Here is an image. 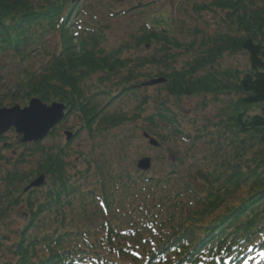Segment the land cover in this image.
Segmentation results:
<instances>
[{
    "label": "trees",
    "instance_id": "trees-1",
    "mask_svg": "<svg viewBox=\"0 0 264 264\" xmlns=\"http://www.w3.org/2000/svg\"><path fill=\"white\" fill-rule=\"evenodd\" d=\"M69 1L0 0V64L14 72L13 84H4L1 91L0 108L26 104L32 97L44 103L59 101L66 105L65 118L73 113L79 118L74 135L84 129L89 136H106L109 130L133 123L134 134H126L127 139L120 140L124 143L135 136L140 123V130L157 138L160 148L167 138L183 137L171 97L234 92L237 99L228 107L227 124L223 120L206 124L202 133L197 130L195 140L205 136L213 145L230 128L234 135H242L237 146L256 148V157L252 165L245 163L244 170L237 153L229 156L224 142L216 141L201 165L195 161L186 170L187 150L168 147L169 169L163 177L114 175L109 190L100 166L93 164L102 181L95 189H83L68 172L65 146L29 143V153L20 154L0 173V228L10 211L23 207L19 226L0 229V264H243L256 255H262L257 264H263L264 5L257 3L261 0H209L196 8L199 13L224 11V19L231 16L237 24L236 32L204 37L203 44L210 46L180 68L175 65L177 50L188 52L193 45L174 33L167 21L160 29L143 25L140 34L132 35L133 45L105 48L107 24L69 23L74 8ZM75 9L78 15L86 13L82 3ZM133 46L150 52L130 58L127 53ZM225 51L243 52L246 69L222 78L201 74ZM114 77L117 81L108 84ZM157 77L166 79L159 86L163 92H157L148 108L150 97L143 84ZM102 97L110 98L102 104L98 102ZM115 98L137 102L131 108L108 109ZM193 147L189 144V149ZM192 150L191 155L197 153ZM30 156L35 165L23 169ZM0 160L10 162L1 152ZM85 169H92L90 162ZM41 174L45 176L41 194H35L39 188L23 190ZM242 187L247 192L230 200ZM87 204L95 213L84 225L68 221L74 206L86 209Z\"/></svg>",
    "mask_w": 264,
    "mask_h": 264
},
{
    "label": "rangeland",
    "instance_id": "rangeland-1",
    "mask_svg": "<svg viewBox=\"0 0 264 264\" xmlns=\"http://www.w3.org/2000/svg\"><path fill=\"white\" fill-rule=\"evenodd\" d=\"M79 1V3L82 1V4L86 6V13H80L78 15V12H76L75 9L77 4H74V8L70 11V17L68 19L69 23H75L78 26L80 21L84 22L86 20L99 24H107L108 29L104 40L105 48L118 47L123 45L124 42L133 45L132 35L140 34L143 25H147L149 28L156 27V29H160V27L166 26L165 22L167 21V26L174 33L179 35L182 40L185 39L193 45V50L188 52L177 50L178 55L175 64L177 68L182 67L185 61L198 55L199 51L205 52L210 46V43H207V45L203 44L202 39L204 37H212L217 33L227 32L229 30L233 34L236 32L235 25L237 24L232 21L231 16L229 19L228 15H225L224 19V11H220L219 9L213 11L202 9L200 13L197 12L196 8H200L201 4L203 5L206 2H209V0ZM248 1L249 0H244L245 3H248ZM69 3L72 4L71 0ZM139 3H141L142 6L136 7ZM257 3L262 6L264 5V0ZM113 13H117V15ZM77 18H79L78 21L74 22L73 20H76ZM195 30L197 32H195ZM129 50L130 52L127 53V56L130 58L135 57L137 54L146 55L150 52V49L139 50L134 46L130 47ZM181 50H183V48ZM1 66L2 64H0V76L4 79L0 80V94L2 93L1 91L5 89L4 84L8 87L13 84L11 78L14 75L13 70H10L9 68L5 69V67L1 68ZM246 67L247 57L243 52L229 53L225 51L211 66L209 64L206 65L201 74L213 73L217 77L222 78L229 73L244 71ZM155 72L156 68H153L152 73ZM117 79V77L112 78L108 81V84L116 82ZM227 79L231 80H228L229 82L234 80L230 75H228ZM161 85L162 84H155L142 88L143 92H146L150 97L147 106L148 108L152 107L153 99L158 97L157 92H163L162 89L159 88ZM109 98L110 97H102L98 102L103 104L108 101ZM236 99L237 95L234 92L228 93L226 91L214 95L200 94L181 97L180 99L171 97L170 104L172 109L178 113L183 137L173 138V141H169L167 138L160 148L148 145L145 138L142 137V130H140L142 124L140 123L135 136L131 137L124 143L120 140L127 139L126 134L129 136L134 134L133 123H128L120 128L109 130L107 131L108 133L106 136H89L86 130L82 129L77 135L72 136L68 141V144H66L63 130H70L75 133V130L78 129L80 125L76 113L70 114L60 122L55 128L54 134L51 137L49 135L43 138L41 144L65 146L67 153L65 161L70 163L68 172L71 174L72 179L81 183L83 189H95L96 185L99 187L98 182L103 180L108 184L107 187L110 190L114 177L117 175L122 176V174L125 173H131L134 176L141 178L163 177L165 175L164 173L168 172L169 169V167H167L170 160L167 151L168 147L187 150L188 157L186 163L184 162L183 164V169L191 170L195 161L200 163L199 165L203 163L202 156L210 152L211 149H214L216 141H219L220 143L224 142L225 151L229 156L234 152L237 153L238 159L236 160H239L242 169L245 170V163H250V165H252L251 159L256 157V148H239L237 145L240 143L239 138L242 137V135H234L230 132V128H225V134L220 138H216L213 145L212 143H207L205 141V136L201 137L200 140H195V135L198 134L197 130L201 128L200 132L202 133V129L206 124L212 125L213 123H220L221 120H223L226 125L227 123L225 119L227 118L228 107L231 101ZM136 102L137 101L132 98H115L109 104L108 109H125L128 106L131 108ZM17 104L21 106L26 105L21 103ZM251 110L258 111L257 108H251L249 111ZM160 131L167 133V131L162 128ZM191 143H193L195 148L193 147L189 149V144ZM28 144L29 143H20L19 136H17L13 129L5 132V134L0 137V152L10 160L9 164L5 163L4 160H0V173L6 167L11 168L17 157H20V154L29 153ZM192 149H195L197 153L191 155L194 152ZM143 156H148L151 159V165L146 171L140 170L136 167L137 161ZM35 161L36 159L34 157H28L26 163L23 165V169L35 165ZM87 162L91 163L92 169L85 172ZM93 164L99 165L100 170L103 172V179L100 181V176L98 178V175L93 170ZM202 184L203 183L198 180L200 189L203 187ZM37 188L39 189H37L35 194L39 195L45 189V186L41 185ZM246 192L247 188L242 187L240 190L236 191L234 195H231L229 199L234 200L236 198V200H238L239 197ZM22 208L23 207L20 206L10 211L4 223L1 224L0 229L9 230L19 226L23 221L22 216L19 214ZM94 210L95 208L91 207L90 204H87L86 209H80L74 206L72 214L69 213L68 215V221H73L78 225H84L87 221L86 219H88L87 216L95 213ZM93 216L97 217V214H94Z\"/></svg>",
    "mask_w": 264,
    "mask_h": 264
},
{
    "label": "water",
    "instance_id": "water-1",
    "mask_svg": "<svg viewBox=\"0 0 264 264\" xmlns=\"http://www.w3.org/2000/svg\"><path fill=\"white\" fill-rule=\"evenodd\" d=\"M122 1V0H118ZM164 77L150 79L145 84L154 85L165 82ZM66 105L62 102L54 101L50 104L42 102L37 97H32L28 103L21 106L17 103L12 106L0 108V136L6 131L13 129L14 132L21 136L20 142H36L42 140L65 116ZM66 140L72 138L71 131H65ZM143 136L147 138L148 144L153 147L159 145L155 137L149 136L147 132H143ZM151 165L149 157H141L136 167L140 170H148ZM45 181L43 174L32 179L28 185L24 187V191L42 185Z\"/></svg>",
    "mask_w": 264,
    "mask_h": 264
},
{
    "label": "flooded vegetation",
    "instance_id": "flooded-vegetation-1",
    "mask_svg": "<svg viewBox=\"0 0 264 264\" xmlns=\"http://www.w3.org/2000/svg\"><path fill=\"white\" fill-rule=\"evenodd\" d=\"M139 6H142V4L141 3H139L136 7H139Z\"/></svg>",
    "mask_w": 264,
    "mask_h": 264
}]
</instances>
